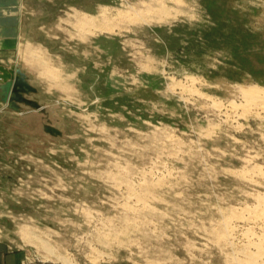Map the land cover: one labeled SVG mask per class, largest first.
<instances>
[{"label": "rangeland", "instance_id": "1", "mask_svg": "<svg viewBox=\"0 0 264 264\" xmlns=\"http://www.w3.org/2000/svg\"><path fill=\"white\" fill-rule=\"evenodd\" d=\"M18 16L40 106L0 100V264H264V0H0V34Z\"/></svg>", "mask_w": 264, "mask_h": 264}, {"label": "water", "instance_id": "2", "mask_svg": "<svg viewBox=\"0 0 264 264\" xmlns=\"http://www.w3.org/2000/svg\"><path fill=\"white\" fill-rule=\"evenodd\" d=\"M26 78V73L19 66L13 63L8 66L0 64V100L18 112L21 111V104L29 105L34 109L39 108L38 101L27 96L37 89ZM45 129L51 130V127L47 126Z\"/></svg>", "mask_w": 264, "mask_h": 264}, {"label": "crops", "instance_id": "3", "mask_svg": "<svg viewBox=\"0 0 264 264\" xmlns=\"http://www.w3.org/2000/svg\"><path fill=\"white\" fill-rule=\"evenodd\" d=\"M21 21H22V19L18 16L16 24L12 25V26L10 25V31H11L10 34H5V35L0 34V58L5 57V62H3V65H5V66H8L12 62L17 63V61L13 59L12 51H13V48H15V41L17 40L18 34L20 32L19 27L21 26V24H20ZM2 29H3V24L1 23L0 24V30H2ZM0 33H2V32H0ZM17 64H20V63L18 62ZM20 68L26 73L28 82L31 85H33V81L30 79L29 70L27 68H25L22 64H20ZM9 259H10L9 257H6L4 259V264H5V260L7 261L6 264H9V262H8Z\"/></svg>", "mask_w": 264, "mask_h": 264}, {"label": "bare ground", "instance_id": "4", "mask_svg": "<svg viewBox=\"0 0 264 264\" xmlns=\"http://www.w3.org/2000/svg\"><path fill=\"white\" fill-rule=\"evenodd\" d=\"M84 20V19H83ZM90 20V19H89ZM250 87V86H249ZM248 87V88H249ZM248 88H246V90L244 89H242V91H245V93L246 94H243V96L244 95H247L248 96V99H247V96H244V97H246V99H247V103L250 101V102H254V104L256 103L255 101H260V99H263L264 98V93L262 92V91H257L255 88L254 89H248ZM251 88V87H250ZM191 89V88H190ZM248 89V90H247ZM259 90V89H258ZM192 91V90H191ZM249 105H250V103H249ZM40 106V105H39ZM250 108V107H249ZM257 214H258V212H256ZM264 215V214H263ZM258 216V215H257ZM263 217V216H262ZM262 219V218H261ZM255 220V219H254ZM224 223V222H223ZM227 222H225L224 224H226ZM228 224V223H227ZM226 224V225H227ZM228 226V225H227ZM225 230H227V228H225ZM230 230V229H229ZM228 230V231H229ZM224 232H226V234L227 233H229V232H227V231H224L223 230V232H222V234L224 233ZM221 233V232H220ZM225 234V233H224ZM223 234V235H224ZM230 234V233H229ZM228 235V234H227ZM229 236V235H228ZM226 237V236H225Z\"/></svg>", "mask_w": 264, "mask_h": 264}]
</instances>
